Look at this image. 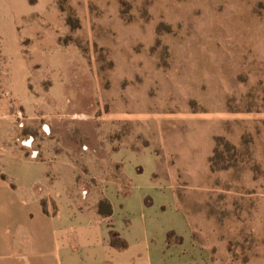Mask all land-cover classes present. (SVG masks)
Wrapping results in <instances>:
<instances>
[{
    "label": "rangeland",
    "instance_id": "374dc122",
    "mask_svg": "<svg viewBox=\"0 0 264 264\" xmlns=\"http://www.w3.org/2000/svg\"><path fill=\"white\" fill-rule=\"evenodd\" d=\"M0 95L16 161L51 129L97 195L137 151L207 264H264V0H0Z\"/></svg>",
    "mask_w": 264,
    "mask_h": 264
},
{
    "label": "crops",
    "instance_id": "0c3cea01",
    "mask_svg": "<svg viewBox=\"0 0 264 264\" xmlns=\"http://www.w3.org/2000/svg\"><path fill=\"white\" fill-rule=\"evenodd\" d=\"M6 119L0 123V264H207L193 250L190 221L173 190L151 176L156 165L137 171V151L121 166L119 184L128 191L104 178L100 194H79L72 191L80 179L76 167L63 161L62 141H49L51 129L39 130L45 141L39 158L22 145L31 160L16 161L21 150ZM102 197L110 213L98 209Z\"/></svg>",
    "mask_w": 264,
    "mask_h": 264
},
{
    "label": "trees",
    "instance_id": "16d2710c",
    "mask_svg": "<svg viewBox=\"0 0 264 264\" xmlns=\"http://www.w3.org/2000/svg\"><path fill=\"white\" fill-rule=\"evenodd\" d=\"M105 203L107 204V207H108V209L107 210H102L101 208L99 209L102 213H110L111 212V208H110V205H109V203L108 202H106L105 201ZM100 205H101V203H100Z\"/></svg>",
    "mask_w": 264,
    "mask_h": 264
}]
</instances>
